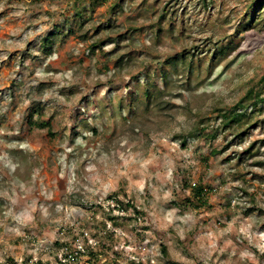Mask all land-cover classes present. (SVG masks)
I'll return each instance as SVG.
<instances>
[{
  "label": "rangeland",
  "instance_id": "374dc122",
  "mask_svg": "<svg viewBox=\"0 0 264 264\" xmlns=\"http://www.w3.org/2000/svg\"><path fill=\"white\" fill-rule=\"evenodd\" d=\"M117 1L0 0V264L82 252L128 203L140 220L95 264H264V110L213 134L264 73L253 0ZM183 181L211 188L206 207Z\"/></svg>",
  "mask_w": 264,
  "mask_h": 264
},
{
  "label": "trees",
  "instance_id": "16d2710c",
  "mask_svg": "<svg viewBox=\"0 0 264 264\" xmlns=\"http://www.w3.org/2000/svg\"><path fill=\"white\" fill-rule=\"evenodd\" d=\"M121 0H118L115 4L112 5V9H115L118 6V3ZM248 15L249 18L243 20L244 25L248 30H254L257 28V26H260L262 30H264V0H253L249 6H248ZM247 13V14H248ZM57 34H52L45 38L42 43L43 48L50 47L52 43V38H54ZM94 48H98L95 45L92 46V52ZM230 49L229 44L223 45L220 47V54L225 55L227 51ZM188 55L184 56V60L186 58H189L188 65H191L192 57ZM173 64H175L174 61H172ZM245 93L244 95L236 102L234 105L225 107L224 109H221L218 111V119L220 120V123L218 127L213 131L214 133H217L218 130H225L227 128H230L234 130V128L243 129L246 128L249 124V116L250 111L252 110H258L260 113L264 110V73L261 74L258 78L251 77L246 83H245ZM28 126L31 127H37L38 129H50L49 122H43L40 120L39 116H36L35 119H33V115L31 114L27 120ZM245 130V129H244ZM244 132V131H243ZM242 132L235 133V136H242ZM196 137L200 136V130L197 131L194 134ZM215 136V134H214ZM234 136V137H235ZM248 148L246 150V153L249 152ZM213 153L212 151L210 154ZM214 154V153H213ZM183 188H189L190 193L189 195L184 199L183 202L186 204L187 207L192 208H203L206 207L208 204V192L211 190L210 187L202 185L201 182L197 181L192 183V185L188 186L187 181L182 182ZM109 200H115L116 202V196L109 197ZM115 208V207H114ZM116 208L118 209H112L110 213L107 215V220L110 222L111 226L106 227V225H103V232L102 234L104 237L103 240H98L97 237L93 236L95 241L92 245H88L85 247V249L82 252L76 251V245L71 246L70 243L67 242H59L55 241L54 245L57 248V254L55 255V264H95L96 260L98 259V255L96 253V247L101 246L105 251L108 250V243L112 242L111 234H114V228L116 226H119L120 224L128 225L130 222L133 224H137V222L140 220V216L142 213L139 211V208H136L133 205H130L128 203V207L126 209L120 208V206L116 205ZM128 209H132V217H123L125 215L124 212H128ZM105 244H107L105 246ZM105 247V248H104ZM74 250V251H73ZM160 256L162 259H168L167 252L164 247H161L159 250ZM86 256V261H83L85 263H80L81 259ZM30 262V261H29ZM26 261L24 264H34L29 263ZM10 264H17L16 262H13V260L9 261ZM39 264V263H38ZM49 264V263H44ZM139 264V263H138Z\"/></svg>",
  "mask_w": 264,
  "mask_h": 264
}]
</instances>
